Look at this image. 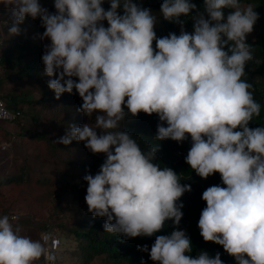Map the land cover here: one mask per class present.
<instances>
[{
  "label": "clouds",
  "instance_id": "9594fccd",
  "mask_svg": "<svg viewBox=\"0 0 264 264\" xmlns=\"http://www.w3.org/2000/svg\"><path fill=\"white\" fill-rule=\"evenodd\" d=\"M53 3L55 12L40 0H8L10 23H5L8 35L17 36L27 18L39 19L40 39L50 41L41 58L48 88L56 100L65 93H78L82 100L76 111L91 122L69 123L55 143L80 142L106 157L95 175L84 176L88 211L105 218L106 233L125 239L155 236L150 250L139 249L154 264H223L219 252L191 255L192 241L179 225L181 197L192 188L157 162L161 143L142 150L121 128L129 114H155L154 140L190 138L185 162L191 170L205 180L220 174L222 185L202 193L203 240L222 246L236 264H264V126L250 127L261 106L253 85L243 79L254 59V47L247 43L259 20L253 5L204 0L201 9L192 0H162L160 17L179 25L180 32L158 37V17L142 2ZM188 21L192 31L186 30ZM17 220L0 216V264L47 258L42 241L22 235ZM168 221L175 229L157 235Z\"/></svg>",
  "mask_w": 264,
  "mask_h": 264
},
{
  "label": "trees",
  "instance_id": "16d2710c",
  "mask_svg": "<svg viewBox=\"0 0 264 264\" xmlns=\"http://www.w3.org/2000/svg\"><path fill=\"white\" fill-rule=\"evenodd\" d=\"M46 8L50 12H55L53 0H44ZM135 3L143 4V7L150 8L158 17L156 33L158 37L168 35L170 32L179 34V25L163 21L159 15L162 0H134ZM199 8H203L204 0H192ZM242 3L255 4L259 20L254 26V31L247 37V43L254 47V59L248 62L246 66V75L243 77L247 82L253 85L254 99L260 104L261 111L259 117H254L250 127L264 126V0H241ZM106 9L110 5L106 2L103 5ZM227 11L226 15H227ZM122 14V13H121ZM195 15V13H192ZM9 19V12L7 13ZM190 19V18H186ZM10 20V19H9ZM106 25V22H105ZM21 34L17 36H9L8 28L0 29V37L3 43L0 45V87L8 81L16 83V92L23 94L22 96H31L39 93L41 99L35 101H27L28 104H41L43 109L37 111L32 119L36 125L44 124L52 126V128L63 129L62 136L66 133L69 123L77 125L84 124L89 119L83 114L76 111L82 104L79 94L62 95L60 100L55 99V94L48 88L49 78L44 75V65L42 63V55L44 53V45L46 43L40 39V35L44 29L39 19L32 20L30 17L20 26ZM186 30L192 31L193 24L188 21L185 25ZM34 34V38L27 34ZM259 61V63H257ZM1 93V91H0ZM4 96L3 94H1ZM6 97V96H4ZM13 97V95H12ZM24 117V113L18 117ZM94 120V117L92 118ZM159 118L157 115L148 116L140 113L138 117H132L130 114L126 116L122 123V130H126L134 139L137 140L142 150H147L149 144L161 143V150L157 153V162L161 166L172 168L177 174H181V182L190 184L192 191L185 193L180 202L183 203V218L179 225V230H184L190 237L193 245L191 255L195 258L200 251H206L209 255L215 256L220 253L223 264H236L233 257L229 256L222 246L211 242H205L200 235L198 221L206 202L202 200V193L212 185H222L219 173L210 176L208 179H202L190 166L185 162V157L191 146L190 138L183 143H177L172 140L163 142L154 140ZM29 137L33 141H45L50 144L52 154L58 160H62L64 168L75 170L73 172H59L54 176V185H61L64 188H71L79 193V206L69 207L63 211V216L53 219L51 222L56 223L59 232L63 234V242L61 246V264H69L65 262L64 253L71 252L74 257L72 264H154L147 252L139 250L144 245L151 248L155 241L153 237H138L125 239L123 236L106 233L103 225L105 218L94 217L89 211L86 203L81 204L85 200L87 183L84 181L86 174L95 175L106 157L101 155H93L83 143L73 141L69 146L63 144L56 145L51 141L47 134L40 131L29 130ZM0 135H9L3 129H0ZM3 141V140H2ZM10 147V146H9ZM9 149V148H8ZM7 149V150H8ZM6 150V151H7ZM63 153V154H62ZM48 170H44L43 178H39L36 182L51 183L53 177ZM29 174L25 169L14 176H8L4 179V185L22 184L28 181ZM1 180V179H0ZM11 215V214H9ZM27 223L32 221L31 217ZM66 222L62 223L61 219ZM25 221V220H24ZM17 222V221H16ZM22 222H19V224ZM45 221L41 223L40 229L34 234L27 233L26 236L32 239L40 240V233L46 227ZM172 221H168L165 229L157 235H168L175 229ZM42 258L37 262L41 263Z\"/></svg>",
  "mask_w": 264,
  "mask_h": 264
},
{
  "label": "rangeland",
  "instance_id": "374dc122",
  "mask_svg": "<svg viewBox=\"0 0 264 264\" xmlns=\"http://www.w3.org/2000/svg\"><path fill=\"white\" fill-rule=\"evenodd\" d=\"M8 0H0L4 6ZM45 7L46 2L40 0ZM247 5L248 3H243ZM253 7L255 4H251ZM7 12L9 10L7 9ZM35 39L34 34H27ZM45 43L47 41H44ZM48 43V42H47ZM1 53V49H0ZM3 71L0 70V73ZM16 83L8 81L0 87L1 94L6 96L11 106H16L24 113V117L19 119V122L0 123V129L9 133V135H0V143L3 140L7 142L10 147L7 151L0 149V216L2 215H16L18 217L17 224L22 228V235L34 234L40 229L42 221L45 225L56 223L51 222L60 216H63V211L67 206L77 208L79 206V193L71 188H64L61 185H54V176L59 172L76 173L75 170L64 168L62 160H58L52 154L50 144L45 141H33L29 137V130L44 132L51 141L56 142L62 137L61 127L54 129L52 126L44 124L36 125L32 116L39 110L43 109L41 104H28L27 101L39 100L41 96L39 93H34L31 96H22L16 92ZM13 95V97H12ZM91 121L88 119L87 122ZM94 122V120H92ZM61 130V131H60ZM59 145L58 143H55ZM63 154V153H62ZM25 169L29 174V179L22 184L4 185L3 181L8 176H14L20 172V169ZM48 170L51 173V183H37L39 178H43L42 172ZM71 172V174L73 173ZM73 173V174H74ZM86 203L85 200L81 204ZM31 217L32 221L28 220ZM25 220V221H24ZM65 223V219H61ZM58 228V227H57ZM59 230V229H58ZM61 232V231H60ZM63 235V234H62ZM64 239V238H63ZM65 262L72 264L74 257L71 252L64 253ZM97 264V263H91Z\"/></svg>",
  "mask_w": 264,
  "mask_h": 264
},
{
  "label": "built area",
  "instance_id": "2783aa9c",
  "mask_svg": "<svg viewBox=\"0 0 264 264\" xmlns=\"http://www.w3.org/2000/svg\"><path fill=\"white\" fill-rule=\"evenodd\" d=\"M10 20L7 18V8L0 3V29L7 28V24ZM3 43L0 37V45ZM22 111L18 107H11L7 98L0 93V123H13L21 115ZM9 147L7 142L1 141L0 149L6 151ZM14 215V214H13ZM11 216V215H10ZM16 216V215H15ZM40 240L44 244L48 257L43 258L40 264H61L60 251L62 246L63 236L59 232L58 228L53 224H47L43 231L40 233Z\"/></svg>",
  "mask_w": 264,
  "mask_h": 264
},
{
  "label": "crops",
  "instance_id": "0c3cea01",
  "mask_svg": "<svg viewBox=\"0 0 264 264\" xmlns=\"http://www.w3.org/2000/svg\"><path fill=\"white\" fill-rule=\"evenodd\" d=\"M11 107H16V106H11Z\"/></svg>",
  "mask_w": 264,
  "mask_h": 264
}]
</instances>
